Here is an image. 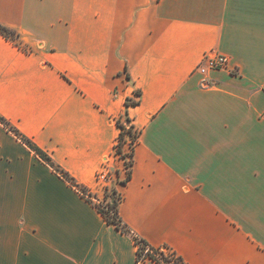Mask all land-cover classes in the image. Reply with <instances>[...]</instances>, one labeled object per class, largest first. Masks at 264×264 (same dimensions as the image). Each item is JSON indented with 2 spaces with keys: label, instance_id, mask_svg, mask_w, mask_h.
Instances as JSON below:
<instances>
[{
  "label": "crops",
  "instance_id": "1",
  "mask_svg": "<svg viewBox=\"0 0 264 264\" xmlns=\"http://www.w3.org/2000/svg\"><path fill=\"white\" fill-rule=\"evenodd\" d=\"M0 23L26 49L0 34V115L92 194L0 123V264H159L95 207L125 116L126 226L187 264H264V0H0ZM206 51L238 74L197 72Z\"/></svg>",
  "mask_w": 264,
  "mask_h": 264
},
{
  "label": "trees",
  "instance_id": "2",
  "mask_svg": "<svg viewBox=\"0 0 264 264\" xmlns=\"http://www.w3.org/2000/svg\"><path fill=\"white\" fill-rule=\"evenodd\" d=\"M0 34L6 38L7 40H10L14 43L18 48L22 50H26L22 43L20 42L19 34L12 28L5 26L0 23ZM126 104H136L135 102L130 103L129 101H126ZM0 123H2L8 130H10L16 137H18L23 143H25L28 148H30L43 162H45L48 166H50L62 179H64L68 184L70 185H79L76 183V181L64 170H62L59 166H57L50 156L45 153L42 149H40L38 146H36L31 139L26 137L25 135H22L14 126H12L3 116L0 115ZM116 125L119 128V133L116 142L118 143L117 151L118 153L122 154L123 147L125 143L127 142V138H130L134 140L137 136V131L135 130L134 126L131 124L130 119L125 116L123 119L117 118L116 119ZM124 154V153H123ZM130 156V162L128 163L130 165V168L127 172L126 178L124 181L128 180L130 178V169L132 165V157H133V150L130 151L128 154ZM83 186V185H80ZM87 189L86 186H83ZM107 191V190H106ZM107 193V192H106ZM115 193V192H114ZM107 195V194H106ZM92 197L91 192L89 191V198ZM120 200V196L112 198L110 197L108 200H104V206L103 208L96 202L95 207L98 210V212L104 217V219L107 221L108 224H113L117 229L124 233H130L132 234L134 238V242H136L137 239H139L143 244L147 245L154 253H159L161 256V259L166 262H172L171 264H187L179 255H177L173 250L169 248H165L166 252L159 251V248L150 247L143 239L139 238L133 231H131L126 224L122 221V219L119 216L118 213V203ZM143 247L139 246L137 247V258L138 260H141V255L143 252ZM146 258H150L151 260L162 264L153 253L147 252Z\"/></svg>",
  "mask_w": 264,
  "mask_h": 264
},
{
  "label": "built area",
  "instance_id": "3",
  "mask_svg": "<svg viewBox=\"0 0 264 264\" xmlns=\"http://www.w3.org/2000/svg\"><path fill=\"white\" fill-rule=\"evenodd\" d=\"M195 70L203 75L208 73L209 71H214V70H225V71H228L230 74H234V75L238 74L237 68L231 64L230 58L227 55L220 54L214 51H206L203 54L200 62L196 66ZM133 131L136 132V130H133ZM135 140L136 138L134 140L127 138V142L125 143L123 147L122 154L118 153L117 151L118 143L117 142L115 143L114 151L110 156V160H106L103 163L100 170L96 173L97 186L102 187L104 190L108 188V185L111 179L110 178L111 177L110 166H111L112 158L121 159L124 162V165L128 166V170H129L130 165L128 163L130 162V156H128V154L130 153V151L133 150ZM72 187H74V189H76V191H78V193H80L84 198H89L90 190L88 188L86 189L85 187L80 186V185H72ZM98 204L103 208L105 203L98 202ZM135 243L137 247L141 246L144 248L142 255H141V259H145L146 253L150 252V253H153L162 264L172 263V262L165 263L161 259V256L159 255V253H154L147 245L143 244L139 239H137ZM158 250L166 252L165 248H159Z\"/></svg>",
  "mask_w": 264,
  "mask_h": 264
},
{
  "label": "rangeland",
  "instance_id": "4",
  "mask_svg": "<svg viewBox=\"0 0 264 264\" xmlns=\"http://www.w3.org/2000/svg\"><path fill=\"white\" fill-rule=\"evenodd\" d=\"M112 164V163H111ZM123 168H124V171H125V175H127V172H128V166L127 165H124V162H123ZM110 172H111V179H110V182H109V185H108V188L106 190H104L102 187L98 186L100 189H102L104 192H107L109 194L110 197L112 198H117L118 197V194H115L114 191H113V184L116 182V179H117V176L116 174L114 173V170L111 169V166H110ZM100 203H103L102 201H100Z\"/></svg>",
  "mask_w": 264,
  "mask_h": 264
}]
</instances>
